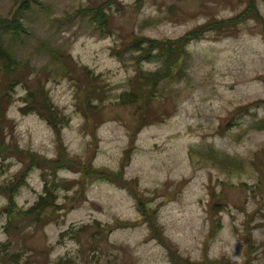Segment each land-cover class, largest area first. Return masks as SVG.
Masks as SVG:
<instances>
[{
  "label": "rangeland",
  "instance_id": "rangeland-1",
  "mask_svg": "<svg viewBox=\"0 0 264 264\" xmlns=\"http://www.w3.org/2000/svg\"><path fill=\"white\" fill-rule=\"evenodd\" d=\"M28 1L0 0V264H264V0ZM192 31L165 73L133 49Z\"/></svg>",
  "mask_w": 264,
  "mask_h": 264
},
{
  "label": "trees",
  "instance_id": "trees-1",
  "mask_svg": "<svg viewBox=\"0 0 264 264\" xmlns=\"http://www.w3.org/2000/svg\"><path fill=\"white\" fill-rule=\"evenodd\" d=\"M249 3H250L249 10L247 9L246 11H244L241 14V16H247L250 12H252L255 9L254 1L249 0ZM21 4L26 5V6H30L28 0H25V1L23 0V2ZM78 12L79 13L89 12L90 14H92L93 19L95 21H97L98 24H100L101 26H107L109 23L107 15L104 11V8H102V7L101 8L96 7V8H90V9H80ZM228 21H231V20H228ZM2 25H11L15 33H19V30H21L23 28L21 21L16 19V18H13L12 20H7L6 18L0 17V28ZM195 35H196V31H192L189 34L187 33L184 36L177 39L178 43H174V42H164L163 43L162 41H158V40L141 39V40L136 41L133 44V49L136 52L140 53L139 57L146 58L147 56L151 55L152 51H154L157 48H161L162 53H161L160 57L162 56V58H163V57H166L168 55L164 60V67L160 70V73H165L166 70L169 71L168 67H166V65L169 63V58L174 57L178 50L182 54L185 50V46L187 45V43L190 40H192V38ZM145 45H146V47H143ZM0 58L7 60L9 63L10 62L12 63L11 55L8 53V51L4 47H2L1 43H0ZM155 75H147V76L144 75L143 76L144 84L145 85L157 84V81H159L160 76L155 77ZM149 77H151V78H149ZM30 95L32 97H36V96L43 97V99L41 98V100H43L46 103V107H45V110H39V113L44 119H46L48 121V123L56 131L57 136H58L57 137L58 138V148H60V145L62 144V138H61L60 132H59V128H60L59 116L56 114L55 110L52 108V105H49L48 98L46 96H44L41 92L30 93ZM129 96H131V100H132V98L135 97V92H128V93H124L121 95V102L124 105H126V104L129 105L130 103H134V102H131V100L128 101ZM1 124L2 123L0 120V130H2ZM53 164L61 166V167H58L59 169H68L67 167H62V166L66 165V164L71 165L72 162H71V159L68 158L67 155L60 154L58 156V158L54 160ZM88 164H89V162L83 163V165H85V167L88 166ZM32 165H34L33 161H32V164H30L26 168V170L23 174L24 179L26 178L28 172L32 168ZM78 167L81 168V166H78ZM44 171H46V169H44ZM79 171L80 170H77L76 172H79ZM20 185H21L20 183L12 181L10 184V189L3 187L4 189H6L10 193L9 194V205H8L9 208H7V211L9 212V214L12 213L13 207H14V202H15V196H14L13 192L16 191ZM53 188L55 191L56 190L55 182L53 180L46 181L43 194L40 195L39 199L34 203V205L32 207L27 209L28 210L27 213L29 215H31L34 220L40 221V220L48 217L47 215L43 216V213H44L45 208L47 206L52 205L56 201L55 192L52 191ZM79 190L80 189L78 187L75 192H78ZM141 213H142V217H144V218H146L148 216L146 210L143 208L141 209ZM154 232H155V228H154ZM157 237H159V235H157ZM166 245H167V243H166ZM169 254L172 255L170 250H169ZM171 260L173 261V258H171ZM64 261H65V259H62L61 262H64Z\"/></svg>",
  "mask_w": 264,
  "mask_h": 264
}]
</instances>
